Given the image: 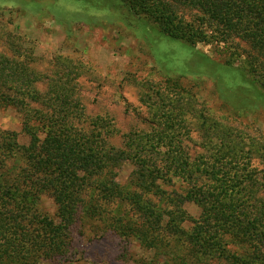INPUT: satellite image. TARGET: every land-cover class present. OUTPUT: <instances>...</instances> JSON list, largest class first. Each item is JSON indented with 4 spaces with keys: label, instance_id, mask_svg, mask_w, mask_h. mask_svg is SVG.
Here are the masks:
<instances>
[{
    "label": "trees",
    "instance_id": "obj_1",
    "mask_svg": "<svg viewBox=\"0 0 264 264\" xmlns=\"http://www.w3.org/2000/svg\"><path fill=\"white\" fill-rule=\"evenodd\" d=\"M126 3L167 37L191 47L222 43L232 50L233 40L244 42L248 73L264 79V0ZM184 8L195 11L194 19L183 17ZM14 54L11 58L0 52V105L16 107L30 141L20 146L15 133L0 135V150L8 158L20 155L24 160L22 195L10 196V188H0V249L8 262L29 264L30 258L63 255L70 246L71 226L85 217L106 223L108 231L140 241L147 249L157 250L163 240L182 237L195 252L192 264H264V175H259L264 173V148L220 140L210 153L192 158L181 142L188 133L183 114L172 103L175 113L161 111L171 123L169 131L129 134L115 146L107 121L95 120L88 131L74 125L81 108L69 86L43 78ZM42 81L46 86L40 90ZM51 88L57 90L54 98L45 100ZM37 91L40 97L27 95ZM32 104H39V110L30 108ZM124 162L137 168L144 184L126 189L117 183L115 170ZM174 179L185 184L187 199L200 208L197 219L178 208L164 222L167 214L146 199L160 184ZM39 194L55 204L56 221L43 218L32 227L27 220L29 199ZM116 202L131 210L114 209Z\"/></svg>",
    "mask_w": 264,
    "mask_h": 264
},
{
    "label": "rangeland",
    "instance_id": "obj_2",
    "mask_svg": "<svg viewBox=\"0 0 264 264\" xmlns=\"http://www.w3.org/2000/svg\"><path fill=\"white\" fill-rule=\"evenodd\" d=\"M195 14L182 9L188 20ZM230 44L234 49H225L222 43L191 47L173 40L146 16L130 10L126 0H0V52L11 58L19 53L25 67L69 86L81 108L74 125L88 131L95 120L107 121L115 146L129 134L169 131L171 123L161 111L175 113L172 103L183 114L188 133L181 142L192 158L210 153L220 140L264 148V79L248 73V46L239 40ZM54 90L49 89L44 99L54 98ZM27 95L40 97L38 91ZM6 132L15 133L20 146L29 144L19 111L0 105V135ZM23 166L20 155L8 158L0 150V188H10V196H21L25 189L20 179ZM115 172L117 183L126 189L144 184L132 164L121 163ZM187 190L174 179L160 184L146 199L156 211L167 214L164 222L178 208L197 219L201 210L187 199ZM29 200L27 220L32 227L43 218L56 221V206L47 195ZM112 207L131 210L117 202ZM105 225L78 218L63 255L30 258L29 264H192L190 258L195 257L182 237L163 240L153 250L119 237ZM0 264H11L1 249Z\"/></svg>",
    "mask_w": 264,
    "mask_h": 264
}]
</instances>
